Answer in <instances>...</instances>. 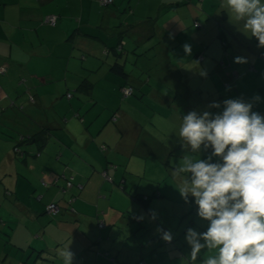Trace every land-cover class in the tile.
Masks as SVG:
<instances>
[{
	"label": "crops",
	"instance_id": "crops-1",
	"mask_svg": "<svg viewBox=\"0 0 264 264\" xmlns=\"http://www.w3.org/2000/svg\"><path fill=\"white\" fill-rule=\"evenodd\" d=\"M221 3L0 0V67L5 68L0 72V264H62L57 250L68 245L73 264L139 259L187 264L184 231L189 226L203 231L206 222L180 197L179 179L161 181V171L182 150L172 135L179 131L181 115L213 111L207 106L214 92L222 102L218 87L222 81L230 86L224 77L235 83L230 69L244 67L233 55H226V63L213 59L214 45L219 40L225 45L224 33L212 21ZM220 13L228 19L223 9ZM49 14L57 16L54 26L46 20ZM184 44L191 46L190 54ZM114 64H121L126 75L117 74ZM126 85L134 92L142 85L161 106V131L160 120L144 123L132 114L146 94L120 100ZM261 105L254 110L264 113ZM22 140L20 154L15 153ZM181 154V159L187 155ZM149 171L156 173L147 179ZM62 174L71 177V186ZM140 195H152L148 206L133 200ZM51 202L59 206L55 215L45 210ZM150 210L158 213L156 221L148 218ZM141 214L143 221L137 219ZM161 222L173 233L171 243L156 239ZM134 229L138 232L131 235ZM103 251L112 256L104 257Z\"/></svg>",
	"mask_w": 264,
	"mask_h": 264
},
{
	"label": "clouds",
	"instance_id": "clouds-1",
	"mask_svg": "<svg viewBox=\"0 0 264 264\" xmlns=\"http://www.w3.org/2000/svg\"><path fill=\"white\" fill-rule=\"evenodd\" d=\"M221 7L238 31L264 49V0H222ZM183 48L192 51L189 44ZM258 103H264L260 94L227 98L207 106L219 111L192 110L180 117L175 134L187 155L170 174L180 181L175 186L180 197L206 222L203 231L191 226L184 231L187 264H264V113L254 110ZM148 218L156 221L158 213L150 210ZM156 231L172 242L173 233L162 222ZM57 255L62 264H73L69 245Z\"/></svg>",
	"mask_w": 264,
	"mask_h": 264
},
{
	"label": "rangeland",
	"instance_id": "rangeland-1",
	"mask_svg": "<svg viewBox=\"0 0 264 264\" xmlns=\"http://www.w3.org/2000/svg\"><path fill=\"white\" fill-rule=\"evenodd\" d=\"M220 9L221 10L220 11L218 10L217 12V15H218L217 19H212V21L218 24L216 28L219 27L220 31L224 33L222 41L225 42V45L223 46L220 40H219L218 47L214 45V49L216 50V53L214 54L215 57L212 56L214 57L213 59L217 61L216 63L222 62V60H224V62L226 63L227 62L226 55H233L235 57L243 56L247 58V62L244 63L243 69L240 70L239 67H237L236 69H233V68L230 69L231 71L230 79L232 76V79L236 81L235 83L233 81H228V79L224 77L226 82H228L230 86L232 87L230 86L224 87V82L222 81L218 87V91H220V94H222V97L220 98L222 100L227 99V98H240V95L242 96L244 92L250 93L251 94L250 96H253L255 94H260L262 97H264V49L257 48L256 46L257 42L255 41V39L254 38L249 39L242 32L238 31L237 27L229 21V18L223 19L221 17L223 13H220L223 8H220ZM225 13L227 14L226 11ZM191 28L196 29L193 26V24L191 25ZM151 46L155 48L154 44H152ZM157 51H158L157 54L161 55V49H157ZM157 61H158L159 67L161 68V63L164 62V60L161 61V57L159 56ZM195 63H198L196 59H195ZM212 66H213V63H212ZM155 73L157 72L155 71L154 73H151L152 81L150 82V84H152L154 82V79L156 78ZM234 73L236 75L239 74L240 76H236L234 75ZM246 74H249V75H246ZM214 75H219V73H215ZM217 78H219V76H217L214 79L217 80ZM141 86L136 85V89H135L134 94L132 95V99L120 97V100L127 102L128 100L131 101V100H136L140 98L142 96V93L146 94V91L140 89ZM179 90L180 89H178V91ZM238 90L240 92H238ZM169 92L170 91H168L167 93ZM179 92L182 93V91H179ZM155 94L161 97V95L158 92L157 93L154 92V95ZM213 95H214V98L212 97L211 99H214L213 101H219L216 99V91L214 92ZM139 104H140L139 106H135L137 107L136 112H133V110L130 109L131 113L133 112L132 114L134 115L142 116L144 123L148 119L149 121H151V123H153L154 119L160 120L157 122V126L160 127L158 128V130L161 131V118H164L165 116V115H161V106H157L156 101H154L153 98L147 96V94L145 95V100L143 102V105H141V103ZM178 106L181 109H183L180 101L178 102ZM261 106L264 107V103H262ZM216 111H219V109L213 108L212 112H216ZM153 127L154 126L152 127L150 126L149 131L157 132L155 131ZM174 133H176V131L173 132L172 135H174ZM181 152L182 150L178 152L177 154H175V156L171 157L170 163L165 167L163 171H161V181H164L165 179L168 181L174 180V178L171 176L170 173L174 165H176L179 162L182 163V159L180 160V156H182ZM203 156H206V155L202 154V158ZM196 158H199V157L197 156ZM164 160L166 161V159ZM155 173H156L155 171L147 172L146 178L150 179L149 177H153ZM139 176L143 177L142 174H139ZM139 176H134L133 181H138Z\"/></svg>",
	"mask_w": 264,
	"mask_h": 264
},
{
	"label": "trees",
	"instance_id": "trees-1",
	"mask_svg": "<svg viewBox=\"0 0 264 264\" xmlns=\"http://www.w3.org/2000/svg\"><path fill=\"white\" fill-rule=\"evenodd\" d=\"M49 15H51V14H49ZM49 24V23H48ZM50 25V24H49ZM51 26V25H50ZM113 70H115V72L117 73V74H120V75H126V73L124 72V69H123V67H122V65L120 64H114V66H113ZM84 82V81H83ZM124 87H131L132 88V93H131V95H129L128 97H124L123 96V92H122V89L124 88ZM133 92H134V88H133V86H131V85H126V86H123L122 88H121V96L123 97V98H129L130 96H132L133 95ZM178 92V91H177ZM68 94H70V93H68ZM68 96H70V95H68ZM150 97V96H149ZM152 98V97H151ZM31 99H32V97L31 96H29V100L31 101ZM112 120L113 121H116L117 120V116L116 115H114L113 116V118H112ZM39 137V139H41V140H43L44 138L42 137L41 138V136L39 135L38 136ZM24 139V138H23ZM24 140H22V141H19V142H17V144L16 145H14V147H13V150H14V152L15 153H18V154H20V148L18 147V144L20 143V142H23ZM101 149L102 150H105L106 149V146H101ZM105 171V170H104ZM103 171V172H104ZM102 172V173H103ZM105 174H106V176L108 177V178H106L104 175V177H105V179H107V180H110L111 181V177L110 176H108V174H107V171L105 172ZM61 176V175H60ZM62 176H64L65 177V174H62ZM65 180H66V183H68V182H71L72 183V181H71V177H65ZM67 186V185H66ZM68 187V186H67ZM151 198H152V195L151 196H146V195H140V196H136L133 200H135L137 203H139L140 205H142V206H148V203H149V201L151 200ZM155 198H157V196H155ZM49 204H55L57 207H58V211H59V206H58V204L57 203H54V202H51V203H49ZM49 204H47L46 205V207H45V210H46V212L47 213H49L48 211H47V206L49 205ZM58 211H57V213H58ZM57 213H55V214H57ZM50 215H55V214H52V213H49ZM103 222V220H100V219H98V221H97V224L99 223V222ZM138 232V229H134L133 231H130V234L131 235H134V234H136ZM156 239H158V240H161V237H160V235H159V237L158 238H156ZM108 250V249H107ZM101 255H103L104 257H106V258H108L109 257V255H111L110 254V252H105V251H103V252H101ZM112 256V255H111ZM130 264H147V262H146V260H144V259H139L138 261H136V262H134V263H130Z\"/></svg>",
	"mask_w": 264,
	"mask_h": 264
},
{
	"label": "built area",
	"instance_id": "built-area-1",
	"mask_svg": "<svg viewBox=\"0 0 264 264\" xmlns=\"http://www.w3.org/2000/svg\"><path fill=\"white\" fill-rule=\"evenodd\" d=\"M98 1H99L100 4L103 5V6L112 3V0H98ZM56 19H57L56 15H53V14L48 15V16L46 17L47 22H48L51 26H54V25H55V23H56ZM4 70H5L4 67H0V72H4ZM122 92H123V96H124V97H128V96L131 95V93H132V88H131V87H124V88L122 89ZM68 95H70V94H68ZM102 174H103L106 178H108V177L106 176L105 172H103ZM71 184H72L71 182H68V183H67V186H71ZM46 209H47V211H48L49 213H52V214H55V213H57V211H58V207H57L55 204H49V205L47 206ZM98 227H99V228H103V227H104V223H103L102 221L99 222V223H98Z\"/></svg>",
	"mask_w": 264,
	"mask_h": 264
}]
</instances>
